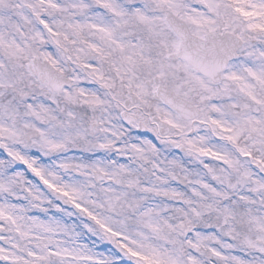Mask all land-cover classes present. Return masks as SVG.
Instances as JSON below:
<instances>
[{
	"label": "snow or ice",
	"instance_id": "6c2138e0",
	"mask_svg": "<svg viewBox=\"0 0 264 264\" xmlns=\"http://www.w3.org/2000/svg\"><path fill=\"white\" fill-rule=\"evenodd\" d=\"M0 264H264V0H0Z\"/></svg>",
	"mask_w": 264,
	"mask_h": 264
}]
</instances>
